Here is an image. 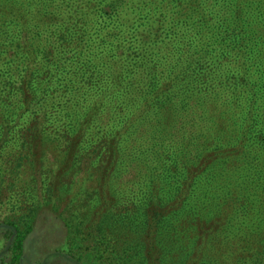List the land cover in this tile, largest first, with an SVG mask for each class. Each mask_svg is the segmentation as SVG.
Instances as JSON below:
<instances>
[{
	"label": "trees",
	"instance_id": "obj_1",
	"mask_svg": "<svg viewBox=\"0 0 264 264\" xmlns=\"http://www.w3.org/2000/svg\"><path fill=\"white\" fill-rule=\"evenodd\" d=\"M47 161L105 176L78 250L0 264H264V0H0V175Z\"/></svg>",
	"mask_w": 264,
	"mask_h": 264
},
{
	"label": "rangeland",
	"instance_id": "obj_2",
	"mask_svg": "<svg viewBox=\"0 0 264 264\" xmlns=\"http://www.w3.org/2000/svg\"><path fill=\"white\" fill-rule=\"evenodd\" d=\"M53 164L47 161L44 170L38 175L31 172L28 174L31 169L22 171L21 168L16 171L13 167L0 175V221L13 219L18 224L25 234L26 253L30 258H40L57 249L78 250L83 226L86 222L89 223L92 215L91 204L103 189L104 175L97 173L101 176L99 181H95L98 178L90 173L85 179L83 170H69L64 175L65 171L56 170ZM27 175L31 177L26 178ZM80 179H83L81 184L78 182ZM44 182L49 186L44 191L47 197L51 195V191H48L50 188L61 185L60 194L65 199H59L55 205L42 202ZM119 210L120 205L114 208L116 213ZM5 237L0 232V251L6 243ZM50 263L73 264L70 260L63 259V256H51ZM98 263L95 260L94 264Z\"/></svg>",
	"mask_w": 264,
	"mask_h": 264
}]
</instances>
